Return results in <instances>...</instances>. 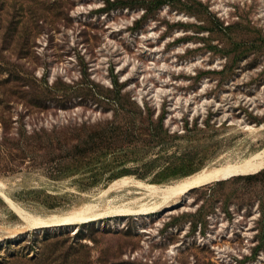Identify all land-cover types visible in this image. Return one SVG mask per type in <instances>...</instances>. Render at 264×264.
<instances>
[{"label": "rangeland", "instance_id": "374dc122", "mask_svg": "<svg viewBox=\"0 0 264 264\" xmlns=\"http://www.w3.org/2000/svg\"><path fill=\"white\" fill-rule=\"evenodd\" d=\"M42 3L31 43L35 75L99 91L117 78L123 91L163 113L170 131L182 132L184 118L204 131L127 160L110 155L84 186L74 181L80 175L52 180L39 170L0 171L24 213H63L123 178L161 186L264 148V0ZM220 23L232 25L230 32ZM78 101L49 110L39 123L112 116ZM263 171L192 188L153 212L33 229L0 196V264H264Z\"/></svg>", "mask_w": 264, "mask_h": 264}, {"label": "trees", "instance_id": "16d2710c", "mask_svg": "<svg viewBox=\"0 0 264 264\" xmlns=\"http://www.w3.org/2000/svg\"><path fill=\"white\" fill-rule=\"evenodd\" d=\"M43 9L42 0H0L1 172L12 174L24 168L39 170L52 180L80 175L74 181L84 186L94 182L110 155L115 160H127L137 150L165 149L181 137L194 140L204 131L196 121L189 124L186 118L182 132L170 131L164 126L163 113L155 114L153 105L147 101L139 103L129 92L123 91V83L117 78L99 91L92 86L72 87L61 80L49 82L44 75H35L30 68L31 43ZM220 28L224 33L230 32L232 25L220 23ZM221 80L217 78V85ZM75 97L79 98L78 103L94 104L103 111L112 110L111 118L90 121L73 117L39 123L38 118L49 110L70 107ZM18 105L21 110L13 118V110ZM26 116L30 118L29 127Z\"/></svg>", "mask_w": 264, "mask_h": 264}, {"label": "bare ground", "instance_id": "6f19581e", "mask_svg": "<svg viewBox=\"0 0 264 264\" xmlns=\"http://www.w3.org/2000/svg\"><path fill=\"white\" fill-rule=\"evenodd\" d=\"M263 166L264 148L240 161L203 167L190 176L161 186H147L132 178H123L112 183L106 190L100 191L95 202L90 200L89 203L86 202L69 211L45 216L29 215L18 209L6 193L7 183L2 180H0V196L21 216L25 228L54 227L89 222L102 216L153 212L167 206L169 202L181 197L192 188L248 173Z\"/></svg>", "mask_w": 264, "mask_h": 264}]
</instances>
